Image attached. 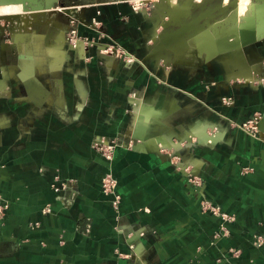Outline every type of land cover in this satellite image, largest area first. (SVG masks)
I'll list each match as a JSON object with an SVG mask.
<instances>
[{
  "label": "crops",
  "instance_id": "0c3cea01",
  "mask_svg": "<svg viewBox=\"0 0 264 264\" xmlns=\"http://www.w3.org/2000/svg\"><path fill=\"white\" fill-rule=\"evenodd\" d=\"M35 1L47 9L38 30L16 34L22 63L8 65L0 48V198L10 204L0 264H264V34L262 46L220 54L235 42L231 0H152L140 11ZM67 19L89 48L67 45ZM184 26L166 54L148 58ZM116 44L125 52L106 50ZM259 117L256 138L234 126ZM204 128L213 143L176 148ZM136 129L140 145L111 162L93 148ZM109 173L118 209L102 192ZM205 197L233 218L229 237L215 239L220 219L201 211Z\"/></svg>",
  "mask_w": 264,
  "mask_h": 264
},
{
  "label": "rangeland",
  "instance_id": "374dc122",
  "mask_svg": "<svg viewBox=\"0 0 264 264\" xmlns=\"http://www.w3.org/2000/svg\"><path fill=\"white\" fill-rule=\"evenodd\" d=\"M28 0H0V39H1V42H0V48L2 51L4 52H7V60L5 61H8V65H13L14 63H16V59H18V64H21L22 63V58L24 57L23 55L19 56L20 54V47H18V39H16V34H20L21 37L23 38H27L30 36V31L32 30H38L39 28V25H38V21L36 20L37 18V13L33 12V9L34 8L33 6L34 5H30L28 2ZM31 1V0H30ZM41 1V0H40ZM117 1H120V2H123V3H127V4H131V6L133 7L134 4L137 2V1H142L143 3V6L137 10V11H140L142 9H144L146 7L147 8H153L155 9L154 7V2L152 0H66L67 3H72V4H80V5H84V6H89V5H106V4H109V3H112V2H117ZM156 1V0H154ZM172 3H175L176 4V0H173ZM174 4V5H175ZM233 9V8H232ZM230 9V10H232ZM136 11V10H134ZM33 13H35V15H33ZM41 14V13H40ZM236 14H237V11H236V8H235V11H234V16L232 18L233 22H236L235 20V17H236ZM166 15V21H172V17H170V15L167 13L165 14ZM174 15V14H173ZM35 16V17H34ZM172 16V14H171ZM165 19V18H164ZM67 21H70L69 19H67ZM97 22L99 23L100 25V22L97 20ZM238 22V21H237ZM72 25H73V21L71 22ZM75 25V28L77 29L78 31V24L77 22L74 23ZM93 25V24H92ZM52 25H50V28H51ZM93 26H98V25H93ZM171 24L167 23V27L164 25H161V26H158L156 31H155V34H154V37H159L162 38V34L165 32L164 30H168L170 29L171 27ZM162 28V32L161 34H159L158 30ZM95 29H98L97 27ZM216 29V28H215ZM63 30V28H62ZM213 30V29H212ZM60 31V30H59ZM217 30H214V33L216 32ZM65 36H66V40H67V45H73L74 43H71L70 42V38H71V31L66 30V32H64ZM79 33V32H78ZM159 34V36H158ZM216 34V33H215ZM209 35H212V33L210 34H205L206 38H209V39H212V36H209ZM98 36L100 37L99 39V43H106V41H108V38L106 37V35L103 33V32H99ZM164 38V37H163ZM203 38V36L201 37V39ZM163 40V39H162ZM95 42H97V40L94 39ZM155 41V40H154ZM155 44H156V41H155ZM84 46V47H87L89 48L90 46L89 45H85V44H80V46ZM211 45V42L207 45H205V47H208ZM205 47H200V52H202ZM115 51H119V52H125L122 48L119 47L118 44H116V46H108L106 50H114ZM153 49V48H152ZM208 51V53H210V50H206ZM11 56L13 58H11ZM18 57V58H16ZM232 100H229L228 103H231ZM249 122V121H248ZM248 122H243L242 124H234L235 127H238L240 129H243L247 132L251 131L249 129V127L251 126L249 124L248 126ZM138 127V126H137ZM209 130H213V128H209ZM208 130V132H209ZM249 130V131H248ZM203 131V134L202 136H190L193 137V139H190V143L196 145L197 147H203L204 145H209L211 142L213 143V138H210V136H207L206 135V131H207V128H204ZM210 131V132H211ZM221 131V130H220ZM137 129L133 132H129V134H126V133H123L122 135L125 136V142L127 143L126 147L127 149H132L134 147H137L138 145H140L139 143L141 142V138L138 136V133H137ZM223 132V131H222ZM131 133V134H130ZM121 134L118 133L116 134V136L114 137H106V138H111V139H120L121 137H119ZM104 137V136H103ZM201 141H205L206 139H209V141H206V143L201 146L199 145V141L200 139ZM186 140V139H185ZM176 147H179V145L182 147V144L184 143H188L187 141L185 142H181L182 141V138L180 139H175L173 140ZM209 143V144H208ZM179 144V145H178ZM94 148V147H93ZM95 149V148H94ZM96 150V149H95ZM173 150H175V148H170V149H165L164 151H168V152H172ZM97 151V150H96ZM98 152V151H97ZM177 157V156H176ZM180 162H183L182 160ZM196 191L199 193V189ZM205 202H208L210 205L214 206V207H217L218 210L221 211L222 214H226L228 216H230L228 213L224 212L217 204H215L214 202L212 201H207L206 200V197L203 198L200 202V207H201V211L202 212H206V210H204V204ZM207 213H210L211 215H213L214 217L220 219L219 220V229L220 230V227H224L225 229H227V231L229 233L227 234H217L219 232H217L215 234V239H219L220 236L221 238L222 237H229L230 235V230H229V223L231 221H233V218L230 217L229 220L227 221H223L222 218L220 216H217V215H214L212 214V212H209V210H207ZM219 235V236H218ZM232 251V250H231Z\"/></svg>",
  "mask_w": 264,
  "mask_h": 264
},
{
  "label": "built area",
  "instance_id": "2783aa9c",
  "mask_svg": "<svg viewBox=\"0 0 264 264\" xmlns=\"http://www.w3.org/2000/svg\"><path fill=\"white\" fill-rule=\"evenodd\" d=\"M143 6L142 1H137L134 6L133 9L134 10H139L141 7ZM93 25H99V23L97 22L96 19H93ZM95 27V26H94ZM71 38L69 39L71 43H74L73 46L76 47L80 46V44H85V45H89L90 41L88 39H82L79 37L78 31L75 28L74 25V21H73V25L71 28ZM229 102V99L226 100V102ZM260 117L259 118H255L254 120H251L248 122V126L249 124L251 125L249 127V129L251 131H249L250 134H252L255 138L258 136L259 133V122H260ZM127 143L125 142V138L122 139H111V138H106V137H101L98 138L97 140H95L93 147L109 162H111L114 158V154L115 151L120 148V147H126ZM66 187V185L62 186V187H57L56 185H53L54 190L58 193L61 192L63 190V188ZM102 192L104 193V195L106 196H110L112 197V205L115 209H118L120 202H121V194L118 191V182L115 179V177L112 176V174H106L103 178H102ZM10 208V204L9 202L6 201H2L0 198V227L9 211ZM204 210H209V212H212V214L220 216L222 218L223 221H227L230 219V216L226 215V214H222L220 210H218L217 207H214L212 205H210L208 202H205L204 204ZM228 231L227 229H225L224 227H220L219 233L217 234H227ZM219 236V235H218ZM221 237V236H220ZM232 254L234 256H237L239 254V252H232Z\"/></svg>",
  "mask_w": 264,
  "mask_h": 264
},
{
  "label": "water",
  "instance_id": "95a60500",
  "mask_svg": "<svg viewBox=\"0 0 264 264\" xmlns=\"http://www.w3.org/2000/svg\"><path fill=\"white\" fill-rule=\"evenodd\" d=\"M30 2L29 4L31 5H34L36 4L35 0H28L27 3ZM231 6L232 8H236L237 6V3H238V0H231ZM258 4H264V0H254L252 2V5H251V9H252V14L251 16H248L246 17V19L244 20V23H243V26H237L235 29L234 27L232 28V31L230 33V35L228 36V39L229 40H232V39H238L240 40V44L242 47H248V46H251V45H256V46H262V41L260 40V34L258 32V29H257V18H256V7L258 6ZM158 5L157 4H154V7H157ZM33 9V12L37 13V15L39 16L40 13H42V11H44L46 8V6L43 4V3H40L39 5H37L36 8H32ZM225 10V9H224ZM35 13H33V15H35ZM188 11L187 12H183V15L185 17H188ZM164 18H166L165 15H163ZM35 17V16H34ZM202 19H197V21H195V24L196 23H199ZM165 26L167 27V25L165 24ZM240 27V29H239ZM239 32H238V31ZM185 32V31H184ZM184 32L181 31V29H179L176 33V38H180L181 36L184 35ZM208 33H211L210 30L206 32V34ZM210 36V35H209ZM176 40V39H175ZM174 40V41H175ZM173 39L171 40H161L159 43H157L154 48L152 49V51H150L151 54H149V59L150 60H154V59H157V58H160L162 55L166 54V48H162V49H159L160 46L164 45V44H170L172 45L173 44ZM226 43V42H225ZM159 49V50H158ZM158 50V51H157ZM200 50V49H199ZM200 52V51H199ZM203 52H206L205 49L200 52V53H203ZM228 52V51H227ZM226 52V53H227ZM216 56H213V57H210L209 58H215ZM190 139H193V137H191ZM190 139H187V140H183L181 142H185L187 141L188 143H190ZM200 139V138H199ZM206 141H209V139H206L205 141H199V145L203 146ZM179 145V144H178ZM180 147V145H179ZM179 147H176V148H179Z\"/></svg>",
  "mask_w": 264,
  "mask_h": 264
},
{
  "label": "bare ground",
  "instance_id": "6f19581e",
  "mask_svg": "<svg viewBox=\"0 0 264 264\" xmlns=\"http://www.w3.org/2000/svg\"><path fill=\"white\" fill-rule=\"evenodd\" d=\"M198 1V0H197ZM196 1V2H197ZM239 2L237 3L238 5H237V7H236V11H237V14H236V17H235V20H236V22H237V24L239 25V26H243V23H244V20L246 19V17H248V16H251V14H252V9H251V5H252V1L251 0H238ZM173 2V1H172ZM194 3V2H193ZM175 4V3H174ZM176 5V4H175ZM188 6L190 7L191 6V4L190 3H188ZM186 8V7H185ZM184 8V9H185ZM188 8V7H187ZM176 9V12L178 11V8H175ZM189 9V8H188ZM181 10V9H180ZM175 12V13H176ZM174 13V14H175ZM256 18H257V29H258V32H259V34L260 35H263L264 34V4H258V6L256 7ZM181 21V20H180ZM179 21V22H180ZM181 23V22H180ZM182 25V24H181ZM184 25V24H183ZM215 26V25H214ZM190 28V27H189ZM192 28H193V26H192ZM239 29H240V27H239ZM181 31H188V28H187V26L185 27L184 26V28L183 29H181ZM238 31V30H237ZM239 32V31H238ZM210 34V33H209ZM176 33H174V32H172L171 34H166L165 36H164V38H163V40H172L173 39V41L176 39ZM213 38V37H212ZM162 40V41H163ZM209 44V43H208ZM216 45H217V42H216V40L214 41V40H212L211 39V45H210V54H209V56L210 57H213L214 56V54L216 53ZM82 46V45H81ZM241 47V48H244V47H242L241 46V44H240V40H239V38L238 39H235V42L233 43V44H228V42L226 43V45L223 47V49H221V52H220V54H225L228 50H231V48H234V47ZM78 46L76 45V48H77ZM171 47V45L170 44H164V45H162V46H160L159 47V49H162V48H166V50L168 49V48H170ZM158 49V50H159ZM157 50V51H158ZM233 50V49H232Z\"/></svg>",
  "mask_w": 264,
  "mask_h": 264
},
{
  "label": "flooded vegetation",
  "instance_id": "af4514ba",
  "mask_svg": "<svg viewBox=\"0 0 264 264\" xmlns=\"http://www.w3.org/2000/svg\"><path fill=\"white\" fill-rule=\"evenodd\" d=\"M71 22H72V20L67 21V24H66V25H67V28H68V29H67V32H68V30L71 31V28H72V23H71ZM78 32H79V31H78ZM78 34H79V33H78ZM66 41H67V40H66Z\"/></svg>",
  "mask_w": 264,
  "mask_h": 264
}]
</instances>
